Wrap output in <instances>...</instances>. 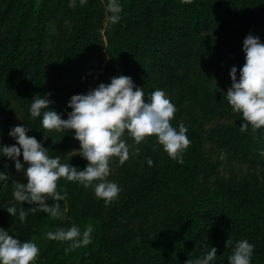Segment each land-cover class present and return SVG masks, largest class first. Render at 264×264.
Returning a JSON list of instances; mask_svg holds the SVG:
<instances>
[{
	"label": "trees",
	"instance_id": "16d2710c",
	"mask_svg": "<svg viewBox=\"0 0 264 264\" xmlns=\"http://www.w3.org/2000/svg\"><path fill=\"white\" fill-rule=\"evenodd\" d=\"M106 3L86 0L81 5L77 0L70 7L69 0H0V142L18 143L9 131L26 124L28 134L43 141L50 155L66 156L73 165L85 167L88 161L72 152L80 147L75 130L44 129L29 107L35 94L51 93L50 107L63 112L62 104L74 95L81 78L91 71L86 78L92 79L106 58L113 76H131L146 94L161 88L171 97L177 108L171 123H184L191 141L183 163L172 159L155 135L149 136L137 145L140 152L123 164L113 157L110 164L117 171L107 179L122 191L110 204L92 195L91 187L61 178L58 190L68 193L65 218L37 211L21 221L20 208L29 206L14 200L12 181L26 183L27 178L14 161L0 157V171L10 173L7 183L0 182V227L39 245L35 264H184L190 255H203L205 245L217 247L215 264H220L221 242L229 227L242 238L264 237V180L245 176L200 183L213 167L206 144L212 140L216 150L264 170L259 153L264 128L241 131L243 117L223 99L227 90L192 81L185 69L193 58L231 86V67L237 66L239 77L245 63V37L251 33L264 42V0H120L121 19L115 24L106 19ZM58 13L72 29L57 47L56 70L50 72L47 24ZM211 74L207 78H213ZM53 131L61 141L56 152L51 150ZM20 159L24 163L22 155ZM12 205L17 209L14 217L7 211ZM73 223L81 230L92 226V240L65 253L70 242L49 240L45 234ZM252 264H264V249L254 253Z\"/></svg>",
	"mask_w": 264,
	"mask_h": 264
},
{
	"label": "clouds",
	"instance_id": "9594fccd",
	"mask_svg": "<svg viewBox=\"0 0 264 264\" xmlns=\"http://www.w3.org/2000/svg\"><path fill=\"white\" fill-rule=\"evenodd\" d=\"M77 0H69V6L75 7ZM81 5L86 0H79ZM122 5L120 0H107L106 19L115 24L121 19ZM245 63L239 68L233 65L230 69L231 86L223 99H226L234 113L243 117L241 131L264 128V42L257 35L248 34L243 41ZM217 82V81H216ZM147 97V100L145 99ZM54 101L51 93H37L31 99L29 112L33 118L40 117L44 129L56 132L75 130L74 138L80 147L73 150L85 158L88 163L80 168L61 155H50L49 148L43 141L28 133L26 124L13 126L9 136L18 143L10 146L0 142V157L7 156L14 161L17 171L23 172L27 182L13 180L12 196L16 202L28 204L27 210L22 206L18 212L19 219L24 221L29 212L42 211L53 218H65L68 193L58 190V181L78 182L85 188H93L94 194L104 203L110 204L119 197L122 191L117 182L107 179L110 172V160L117 157L123 164L140 152V145L147 137L155 135L163 150L174 160L183 163V153L191 143L187 127L180 123L178 127L171 123L177 111L171 97L161 88L145 93L144 88L137 86L131 76H112L110 82H101L86 93L74 94L68 101L71 111L64 113L50 107ZM132 138V143L128 138ZM45 139H47L45 137ZM59 141H54L57 143ZM264 157V149H260ZM21 155L24 163L21 162ZM148 164L153 161L149 158ZM8 165L5 164V168ZM10 173L0 171V182L7 183ZM49 199L53 203H49ZM63 202L61 205L60 202ZM14 217L17 214L15 205L7 208ZM92 226L84 230L73 223L70 227L58 226L45 235L49 240L68 241L65 253L91 243ZM228 239L226 245H232ZM203 255L190 258L184 264H215L217 247H207ZM254 243L243 238L235 242L232 253L227 257L228 264H252ZM40 247L34 240H21L11 235L9 230L0 227V264H35Z\"/></svg>",
	"mask_w": 264,
	"mask_h": 264
},
{
	"label": "rangeland",
	"instance_id": "374dc122",
	"mask_svg": "<svg viewBox=\"0 0 264 264\" xmlns=\"http://www.w3.org/2000/svg\"><path fill=\"white\" fill-rule=\"evenodd\" d=\"M72 29V23L68 21H64L61 18V14L58 13L56 16L51 18L47 24V39H46V45H45V57L46 61L48 63V70L50 72L56 70V62H57V56L58 51L57 47L59 44L65 42L66 38L70 36ZM105 33V31H103ZM106 35L104 36V41L106 43ZM199 42V41H198ZM198 44V43H197ZM188 60V59H187ZM183 61L184 63L187 61ZM108 59H104L102 62L98 63L97 70H95V75L92 79H87L90 72H87L84 78H81L79 81L80 84H78L77 88L74 90V94H81L86 93L90 88L97 87L99 83L101 82H110L111 77L113 76L111 74V71L108 69ZM187 69H185L186 72L189 73V78L192 81L200 80L202 82H207L209 85L211 84L214 88H217L221 91L224 89L227 90L229 86H227L221 78L216 77L213 73V71H206V68L203 67V64L200 63L197 60H193V58L189 59L187 63ZM180 70V69H179ZM184 71V70H183ZM212 75L209 78H207V75ZM217 81V82H216ZM73 95V94H72ZM67 96L65 99V102L62 104L64 116L63 118H67V112L71 111V108L68 107V101L72 96ZM61 110V111H62ZM209 127L213 125L212 123H208ZM54 132V131H53ZM54 141H59L57 143H53ZM60 139L58 138L56 132L51 135V150L56 152L58 149V145L60 144ZM206 150L207 154H210L211 163H213V167L210 172L204 173L201 178H199V182L203 183L205 185H214L218 181H227L230 179H237L241 180L245 176H254L255 178H258L261 182L264 180V170L258 166V165H252L249 163L241 162L237 160V158H234L229 152L227 151H219L215 149V142L212 140H209L206 144ZM113 157L110 160V163L112 162ZM210 167V165H209ZM117 169L116 167L112 166L110 164V172L111 176L116 173ZM90 193L94 194V189L92 188ZM249 240V242L254 243V253H262L264 249V237L263 236H250L245 237ZM230 239L233 241L232 245L227 246L226 241ZM243 239L242 237H239L235 234L234 231L230 229H226L224 231L223 240L221 242L220 247V264H228L227 257L232 253L234 244L237 240ZM254 255V254H253Z\"/></svg>",
	"mask_w": 264,
	"mask_h": 264
}]
</instances>
